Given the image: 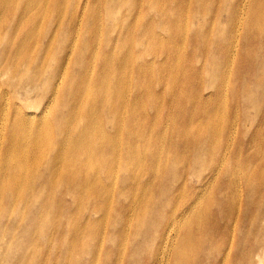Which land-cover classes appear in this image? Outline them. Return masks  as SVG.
Here are the masks:
<instances>
[{"label":"rangeland","instance_id":"1","mask_svg":"<svg viewBox=\"0 0 264 264\" xmlns=\"http://www.w3.org/2000/svg\"><path fill=\"white\" fill-rule=\"evenodd\" d=\"M9 1V7L24 6ZM251 1L246 0L247 15ZM125 3L114 8L115 17L110 19L107 13L103 17L104 0H35L32 4L25 3L28 27H21L19 15L2 17L6 5L0 3V56L4 59L8 43L17 44L28 33L29 56L20 58L42 54L47 61L53 56L52 61L43 64L50 73L67 50L71 61H77V52L83 46L87 52L78 62L87 63L85 74L93 78L98 72L101 79L110 76L105 82L120 86L117 101L121 100V114L111 123L118 131L115 137L120 148L116 152L118 161L91 184H103L108 187V196L115 198L120 179L135 175L134 188L123 191L126 213L118 214L119 204L118 207L116 204L111 209L116 217L110 222L103 214L94 212L95 203L109 198L90 192L95 188L82 192L83 197L77 196L79 202L76 201L81 209L73 210L75 222L70 223L65 217L61 220L65 222L66 232L72 234L68 243L60 242L69 253L51 255V264H166L160 258V251L167 230L170 226L175 228L169 243L170 248L175 247L182 226L178 221L193 200L215 191L213 217L220 220L225 205L222 197L232 186L229 179H244L253 172L264 176V36L246 38L248 34L243 33L234 13L238 0H127ZM41 41L46 49L37 46ZM72 41L73 47L68 49ZM249 52L252 61L248 60ZM16 60L10 58L0 66L9 71L13 69L10 63ZM106 65L113 69L109 75L101 73ZM29 67L19 65L21 73L13 84L35 80V73ZM239 69L243 70L241 77L236 76ZM69 73L70 70L67 77ZM10 75L6 72L7 77ZM53 86L47 84L44 89L52 87V92ZM18 95L21 104H25L22 92ZM27 100L31 106L23 109L36 113L35 94ZM143 116L150 120H144ZM182 126L181 136L177 137L176 130ZM148 132L150 136L144 135ZM139 134L141 150L129 153L122 144ZM178 139L180 148L173 143ZM188 141L191 145L185 146ZM148 157L157 158L156 163L150 164ZM173 160L178 165H173ZM182 185L184 188L179 192ZM49 188L42 186L38 200L44 207L40 205L35 211L43 215V224L51 229L55 220L49 214L51 196L45 195ZM192 192L197 193L194 198L190 197ZM46 196L49 199L44 200ZM67 202L74 203V198L69 197ZM24 204L18 206L12 218L4 217L3 223L0 221L3 228L7 223H21L23 227L32 224L29 221L34 223L32 216H26L29 211ZM248 205H263L264 209V199L248 200ZM80 213L84 220L81 222L76 216ZM251 226L255 231L250 239L260 243L264 254V224ZM239 228L247 231L249 225ZM77 229L80 235L74 237ZM4 234H0V254L12 239L9 233ZM242 235L237 234L240 250L245 249ZM20 236L23 238L18 233L17 237ZM215 240L223 246L228 238L224 240L216 232ZM245 244L249 246L247 241ZM209 248L207 244L205 250ZM217 255L219 250L214 248L211 258L204 253L198 264H216ZM37 261L31 264L45 263ZM0 264L13 263H5L0 255Z\"/></svg>","mask_w":264,"mask_h":264},{"label":"bare ground","instance_id":"2","mask_svg":"<svg viewBox=\"0 0 264 264\" xmlns=\"http://www.w3.org/2000/svg\"><path fill=\"white\" fill-rule=\"evenodd\" d=\"M15 1L17 4L23 3L22 9L9 7V0H0V3L6 5L1 16L19 15L21 27L24 25L28 27L25 3L32 4L35 0ZM125 2L127 0H104L106 9L103 8V17L105 18L106 13L110 19L115 17L114 8L123 7ZM249 7L247 15L246 0H238L237 7L234 5L238 24L243 27V33L248 34L247 39L250 36L262 37L264 36V0H252ZM183 34L186 40L187 28L184 29ZM28 36L27 33L26 38H22L17 44L10 41L6 46L7 57L4 59L0 56L2 66L10 58L17 59L10 63L13 69L6 70L8 74H12V77L11 75L7 77L5 68L0 66V221L3 223L4 217L12 218L18 206L26 202L25 209L29 211L26 216L28 218L32 216L34 223L29 221L32 224L24 225L25 227L21 223H7L4 228L0 224L1 236L9 233L12 238L10 243L2 248L3 252L0 255L5 263L31 264L38 260L37 262L51 264L53 261L49 259L51 255L60 256L69 253L66 245H61L60 242L66 240L68 243L72 234L66 232L65 222L61 220L64 221L63 217H65L70 223L75 222L74 207L79 211L81 209V205L77 203L79 202L77 196L81 199L85 192L95 188L90 192L108 197V201L103 198L95 203L94 212L103 214L108 221L113 222L116 216L111 209L116 204L118 207L119 204L118 214L126 213V207L122 205L123 191L134 188L136 176L120 179L115 198L108 196V187L103 184L99 186L91 184V181H98L101 174L109 172L118 161L116 152L120 148L118 149L119 146L115 141L118 131L111 127V123L114 124L118 114H121V100L117 101L120 86L105 82L110 76L101 79L98 72L93 78L85 74L87 63L78 62L85 58L87 52V48L83 46L77 52V61H71L67 50L61 55L52 72L47 73L43 64L52 61L53 56L47 61L46 55L42 54L36 58H20L29 56L26 52ZM72 45L73 41L68 49H71ZM37 46L46 49L42 41ZM251 54V52L247 53V57L252 61ZM19 65L25 68L30 66L29 71L35 73V80L13 84L16 82L15 77L21 73L18 69ZM112 71L110 65L101 68L102 74L109 75L108 73ZM236 76H243V70L239 69ZM47 84L54 85L52 92V87L47 91L44 89ZM18 92H22V96L26 99L25 104H21ZM33 93L38 102L36 113H27L23 107L31 106L27 98ZM36 114L38 116L33 119V115ZM111 115L114 118L112 121H110ZM149 117L143 116V119L149 121ZM4 122L5 127L2 128ZM182 128L183 126L176 130L177 137L181 136ZM98 131L100 133L97 135ZM144 135L150 136V132ZM131 140L130 142L129 137L126 144H122L123 148L129 153H138L141 150L139 146L141 134ZM173 143L176 148H180V139ZM189 145H191L190 141L185 146ZM148 161L154 164L157 158L148 157ZM172 164L178 165L175 160ZM229 183L232 186L222 197L225 205L221 209L220 220L213 217L214 191L212 194L193 200L178 221L182 226L175 247H169L175 228L173 226L168 228L164 247L160 251V258H164L166 264H198L204 253L207 254V258H211L214 248L219 250V255L215 256L218 258L216 264H263L264 254L260 251V243L250 239V235L255 231L251 225L264 224V209H262L263 205L249 206L248 200L264 199V176L253 172L244 179H229ZM46 185L50 188L45 195H50L52 200L49 203V214L55 220L51 229L43 224V215L35 211L40 205L44 207V204L39 202L38 196L41 197L42 186ZM182 188L184 185L180 187L179 192ZM196 195L197 193L192 192L190 197L194 198ZM36 197L37 200H34ZM69 197L74 198V203L67 202ZM47 199L48 196L44 197V200ZM76 216L81 222L83 215L80 213ZM243 224L249 225L247 231L239 228ZM80 229L75 230L74 237L80 235ZM262 231L264 233V230ZM216 232L221 234L222 239L228 238L225 245L216 242ZM18 233H21L23 238L17 237ZM235 233L236 238H234ZM237 234H243L240 237L244 238L243 250L239 249ZM55 241H57L56 245ZM246 241L249 246L245 244ZM207 244L210 248L206 251ZM220 260L224 262L221 263Z\"/></svg>","mask_w":264,"mask_h":264}]
</instances>
